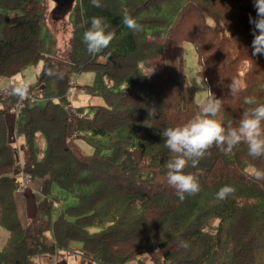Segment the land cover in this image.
<instances>
[{"label": "trees", "instance_id": "trees-1", "mask_svg": "<svg viewBox=\"0 0 264 264\" xmlns=\"http://www.w3.org/2000/svg\"><path fill=\"white\" fill-rule=\"evenodd\" d=\"M44 2L0 0V78L43 61L29 88L44 99L26 101L17 113L24 141L14 145L4 114L17 96L0 97V226L8 232L0 264L71 252L95 264H145L144 253L155 264H264V174H256L264 173V155L251 156L243 141L227 153L213 144L196 165H185L200 189L180 200L166 177L174 154L160 135L200 112L186 80V42L195 45L207 95L221 98L217 119L238 123L250 107L246 95L264 103V56H253L251 47L252 0H100V7L78 0L66 56L53 48ZM125 15L137 31L124 26ZM93 16L115 33L96 55L83 40ZM53 66L63 75H49ZM84 71L94 78L78 90L103 104L70 98L72 80ZM233 78L241 82L235 94L228 88ZM78 138L108 143L86 154ZM16 148L23 170L41 179L42 198L26 226L14 203L21 188ZM222 185L233 191L219 199Z\"/></svg>", "mask_w": 264, "mask_h": 264}, {"label": "clouds", "instance_id": "clouds-1", "mask_svg": "<svg viewBox=\"0 0 264 264\" xmlns=\"http://www.w3.org/2000/svg\"><path fill=\"white\" fill-rule=\"evenodd\" d=\"M95 7H100V0H91ZM255 16L249 15V23L252 25L253 35L251 41L252 55L264 56V0H252ZM122 23L133 32L140 28L137 21L129 16L122 17ZM108 22L102 16L90 18L89 26L83 32V40L89 54L96 55L105 49L113 39L115 33L108 30ZM49 75L62 76L63 72L53 66L47 70ZM232 94L241 88V82L233 78L228 84ZM29 82L19 81L12 85L11 94L18 97L20 101L28 95ZM243 103L250 105L242 111L238 123L233 125L232 121H221L217 114L221 110V98L215 97L208 91L207 97L199 101L200 112L188 121L175 126L166 127L160 132L164 138L163 143L174 155L166 164L167 182L176 189V195L183 200L185 194H194L199 191L198 180L191 174L183 171L185 165L191 162L194 166L206 150L213 144L221 151L227 153L241 141L247 145L248 153L253 156L264 155V103H258L255 96L246 95ZM258 176L264 173L257 172ZM231 185H222L215 195L224 199L231 193ZM181 245L187 247L185 242Z\"/></svg>", "mask_w": 264, "mask_h": 264}, {"label": "rangeland", "instance_id": "rangeland-1", "mask_svg": "<svg viewBox=\"0 0 264 264\" xmlns=\"http://www.w3.org/2000/svg\"><path fill=\"white\" fill-rule=\"evenodd\" d=\"M78 0H45L46 5V19L45 23L47 29L50 31L52 37L54 38L53 48L56 49L61 56H66L71 49V41L73 35V12L76 9ZM229 1L226 2V4ZM222 57V55H220ZM184 59L186 66V80L190 86L194 88V101L199 104V101L202 97H206L207 89L200 78L198 73V60L196 55L195 45L191 42H186L184 44ZM43 61H40L37 64H32L27 66L22 72L18 73L16 78L14 76L11 77H3L0 80V90L3 88H7L11 85V81L15 78L17 81H28L29 86L35 87L37 84L39 69L41 68ZM245 66V65H243ZM94 78V71H84L79 73L72 81L74 86L71 87V95L70 98L73 100V103L78 105H88V103H100L103 104V99L100 96H90L86 95L84 92H80L79 84L83 83H91ZM37 92L40 91L38 88H34ZM77 95H75V94ZM75 95V96H73ZM40 102H44V99H40ZM12 113L10 110L5 112V120L6 124L9 121V115ZM12 118V117H11ZM8 129V126H7ZM9 135V129H8ZM10 136V135H9ZM11 140V138H10ZM107 145V138H94L93 141H88L84 138L76 139V144L82 150L83 153L91 154L94 150V144ZM45 147V146H44ZM43 148V147H42ZM22 156V154H21ZM23 153V157H24ZM19 159V158H18ZM16 163V162H15ZM18 171V169H17ZM30 180L25 181L21 184L22 189L20 193L14 192V203L17 207L19 220L23 224V226L27 225L30 217L34 214L36 207L34 208V200H40L42 198L40 180H34L31 173ZM40 187V188H39ZM39 188V189H38ZM8 232L5 228L0 226V246L3 245ZM78 246V245H77ZM80 250L81 247L74 249ZM60 253H57L54 256L55 259L59 258ZM64 259H67L68 264H95L89 258L85 257V255L76 253H67L62 255ZM62 257V258H63ZM142 259L145 261V264H155L152 260L149 259V254H142ZM35 256L32 258V263L34 261ZM61 258V259H62ZM140 258V257H139ZM64 261V260H63ZM138 262V258L134 261L129 262L128 264H136Z\"/></svg>", "mask_w": 264, "mask_h": 264}, {"label": "crops", "instance_id": "crops-1", "mask_svg": "<svg viewBox=\"0 0 264 264\" xmlns=\"http://www.w3.org/2000/svg\"><path fill=\"white\" fill-rule=\"evenodd\" d=\"M16 76H17V74L14 75L15 78H16ZM1 79L2 78H0V80ZM8 114H10L9 115V121L7 122V126H8V129H9V135H10L9 136V139L11 138V141H12V143H14V145H18V144L22 143L24 141V139H23L22 136H20V135H18L16 133V130H15V126H16V115H13V114H11L9 112H8ZM38 140L40 141L39 144L41 145V147H44L45 146V141H44L43 137L38 136ZM38 179L40 180V178H38V177L34 178V180H38ZM40 187H41V180H40ZM21 190L22 189L16 190V193L22 192ZM38 201L39 200H34V208L36 207ZM54 256H56V255H54ZM54 256L53 255H50V254H43V255L35 256L34 261H33V264H68L67 263L68 262L67 259H64L63 256L60 255V257L57 258V259H55Z\"/></svg>", "mask_w": 264, "mask_h": 264}, {"label": "built area", "instance_id": "built-area-1", "mask_svg": "<svg viewBox=\"0 0 264 264\" xmlns=\"http://www.w3.org/2000/svg\"><path fill=\"white\" fill-rule=\"evenodd\" d=\"M17 82H19V81H17L15 78H13V80L11 81V85H9L7 88H3L0 90V97L11 95V87H12V85H14ZM38 98H40V91L37 92L35 89L29 88L28 89V95L24 98V100L20 101L17 97L16 103L14 106H12L10 111L12 113H14L15 115H17V113L22 108L25 107L26 101H28V100L29 101H36V100H38ZM14 153L17 156L16 167L18 169V172H20V175H21V178H20L21 184H23L25 181L27 182L30 180V174H29V172L23 170V160H22L21 151L19 150V148H16Z\"/></svg>", "mask_w": 264, "mask_h": 264}]
</instances>
